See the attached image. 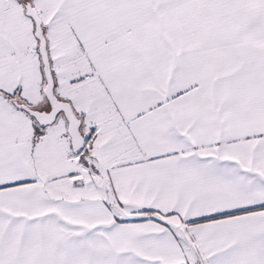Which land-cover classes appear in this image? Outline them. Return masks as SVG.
<instances>
[{"label": "snow or ice", "instance_id": "1", "mask_svg": "<svg viewBox=\"0 0 264 264\" xmlns=\"http://www.w3.org/2000/svg\"><path fill=\"white\" fill-rule=\"evenodd\" d=\"M0 264H264V0H0Z\"/></svg>", "mask_w": 264, "mask_h": 264}]
</instances>
